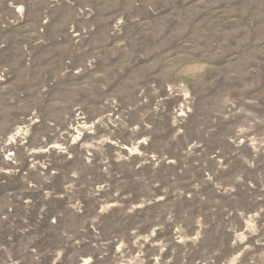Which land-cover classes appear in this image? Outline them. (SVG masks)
I'll return each instance as SVG.
<instances>
[{"label":"rangeland","instance_id":"rangeland-1","mask_svg":"<svg viewBox=\"0 0 264 264\" xmlns=\"http://www.w3.org/2000/svg\"><path fill=\"white\" fill-rule=\"evenodd\" d=\"M0 264H264V0H0Z\"/></svg>","mask_w":264,"mask_h":264}]
</instances>
